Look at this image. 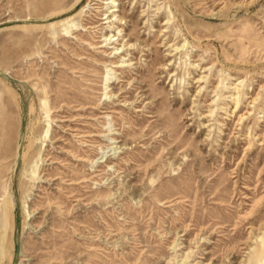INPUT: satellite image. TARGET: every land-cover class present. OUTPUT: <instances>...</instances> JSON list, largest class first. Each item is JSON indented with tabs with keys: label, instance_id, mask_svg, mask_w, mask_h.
Instances as JSON below:
<instances>
[{
	"label": "rangeland",
	"instance_id": "obj_1",
	"mask_svg": "<svg viewBox=\"0 0 264 264\" xmlns=\"http://www.w3.org/2000/svg\"><path fill=\"white\" fill-rule=\"evenodd\" d=\"M0 264H264V0H0Z\"/></svg>",
	"mask_w": 264,
	"mask_h": 264
}]
</instances>
